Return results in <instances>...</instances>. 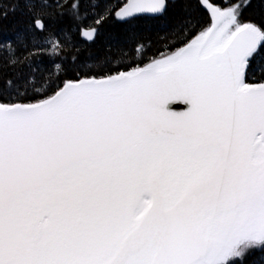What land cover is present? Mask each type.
<instances>
[{
  "label": "snow or ice",
  "instance_id": "obj_1",
  "mask_svg": "<svg viewBox=\"0 0 264 264\" xmlns=\"http://www.w3.org/2000/svg\"><path fill=\"white\" fill-rule=\"evenodd\" d=\"M252 253L264 0H0V264Z\"/></svg>",
  "mask_w": 264,
  "mask_h": 264
},
{
  "label": "trees",
  "instance_id": "obj_2",
  "mask_svg": "<svg viewBox=\"0 0 264 264\" xmlns=\"http://www.w3.org/2000/svg\"><path fill=\"white\" fill-rule=\"evenodd\" d=\"M95 55H102L106 58L112 59L114 62H120L126 61L129 53L127 49L112 48L103 52L95 53ZM245 264H264V257H262L260 253H252L246 258Z\"/></svg>",
  "mask_w": 264,
  "mask_h": 264
},
{
  "label": "water",
  "instance_id": "obj_3",
  "mask_svg": "<svg viewBox=\"0 0 264 264\" xmlns=\"http://www.w3.org/2000/svg\"><path fill=\"white\" fill-rule=\"evenodd\" d=\"M171 107L186 108L187 105L186 104H184V105H171Z\"/></svg>",
  "mask_w": 264,
  "mask_h": 264
}]
</instances>
